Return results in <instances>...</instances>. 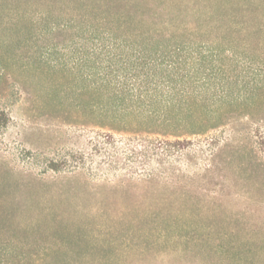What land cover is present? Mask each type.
Masks as SVG:
<instances>
[{
    "label": "rangeland",
    "instance_id": "obj_1",
    "mask_svg": "<svg viewBox=\"0 0 264 264\" xmlns=\"http://www.w3.org/2000/svg\"><path fill=\"white\" fill-rule=\"evenodd\" d=\"M103 27L210 47L207 91L160 117L116 106ZM0 59L20 93L0 264H264V0H0ZM156 133L193 148L158 152Z\"/></svg>",
    "mask_w": 264,
    "mask_h": 264
},
{
    "label": "trees",
    "instance_id": "obj_2",
    "mask_svg": "<svg viewBox=\"0 0 264 264\" xmlns=\"http://www.w3.org/2000/svg\"><path fill=\"white\" fill-rule=\"evenodd\" d=\"M96 36L100 59L107 63L101 65L95 80L113 98L116 106L125 104L136 116L160 117L174 109L180 113L191 111L193 99L201 96L206 88L207 69L217 68L211 59L215 51L200 43L129 34L104 27L96 31ZM206 51L209 54H204ZM222 94L213 92L216 98H221ZM19 95L16 82L10 79L0 59V127L7 126L9 108L17 102ZM99 129L103 137L99 145L103 148L107 142L104 136L113 137L117 133ZM155 136L151 148L158 152L172 147L184 153L193 148L191 137L171 139L164 133ZM257 145L264 156V135L258 138Z\"/></svg>",
    "mask_w": 264,
    "mask_h": 264
}]
</instances>
